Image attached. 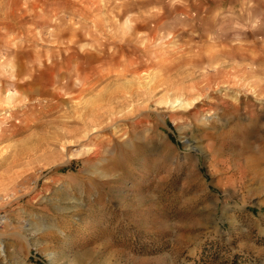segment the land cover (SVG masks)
Segmentation results:
<instances>
[{
    "label": "rangeland",
    "instance_id": "374dc122",
    "mask_svg": "<svg viewBox=\"0 0 264 264\" xmlns=\"http://www.w3.org/2000/svg\"><path fill=\"white\" fill-rule=\"evenodd\" d=\"M0 107V264H264V0H0Z\"/></svg>",
    "mask_w": 264,
    "mask_h": 264
},
{
    "label": "bare ground",
    "instance_id": "6f19581e",
    "mask_svg": "<svg viewBox=\"0 0 264 264\" xmlns=\"http://www.w3.org/2000/svg\"><path fill=\"white\" fill-rule=\"evenodd\" d=\"M82 5V4H81ZM17 6V5H16ZM86 6V5H85ZM87 7V6H86ZM88 8V7H87ZM185 8V7H184ZM198 9V8H197ZM82 10V9H81ZM83 11V10H82ZM88 11V10H87ZM87 11H86V13H87ZM2 13H3V11H2ZM8 13V12H7ZM79 13V12H78ZM4 14V13H3ZM9 14H11V13H9ZM14 14V13H13ZM10 16V15H9ZM9 16H7V17H9ZM13 16V15H12ZM6 17V16H5ZM6 17V18H7ZM13 17H15V15L13 16ZM43 17V16H42ZM86 17V16H85ZM2 18H4V17H2ZM44 18V17H43ZM46 18V17H45ZM42 20V19H41ZM47 20V19H46ZM96 20V19H95ZM18 21V20H17ZM15 22V21H14ZM20 23V22H19ZM100 23V22H99ZM160 23H162V21L160 22ZM159 23V24H160ZM15 24V23H14ZM159 24H158V26H159ZM100 25V24H99ZM19 26V25H18ZM21 26V25H20ZM16 27H17V25H16ZM60 27V26H59ZM10 29V28H9ZM19 30V29H18ZM168 30V29H167ZM125 31V30H124ZM9 32H11V30H9ZM17 32V31H16ZM31 32V31H30ZM75 32V31H74ZM166 32V31H165ZM91 33V32H90ZM89 33V35H91ZM154 33V32H153ZM8 34V33H7ZM75 36V35H74ZM15 37H17V36H14V38ZM19 37V36H18ZM129 37H131V35L129 36ZM151 38V37H150ZM71 39V38H70ZM73 39H76V37L75 38H73ZM221 39V38H220ZM15 40V39H14ZM155 40V39H154ZM216 40V39H215ZM218 40V39H217ZM143 41H145L144 39H143ZM152 41V40H151ZM140 42H141V40H140ZM26 43V42H25ZM71 43V42H70ZM19 44V43H18ZM150 44V43H149ZM25 45V44H24ZM24 45H23V48L25 49V47H24ZM69 45V44H68ZM71 45V44H70ZM117 45V44H116ZM146 45V44H145ZM148 46V45H147ZM146 46V47H147ZM151 46V45H150ZM149 46V47H150ZM69 47V46H68ZM67 47V48H68ZM135 47V46H134ZM143 47V46H142ZM27 48V47H26ZM70 48V47H69ZM137 48V47H136ZM148 48V47H147ZM162 50V49H161ZM29 51V50H28ZM71 51V50H70ZM147 51V50H146ZM150 51V50H149ZM160 51V50H159ZM127 52V51H126ZM157 52V51H156ZM24 53V52H23ZM152 53V52H151ZM226 53H228V52H226ZM9 54V53H8ZM94 54V53H93ZM156 54V53H155ZM212 54V53H211ZM10 55V54H9ZM135 55V54H134ZM157 55V54H156ZM213 55V54H212ZM151 56H152V54H151ZM157 56H159V55H157ZM26 57V56H25ZM64 57V56H63ZM134 58V57H133ZM132 58V59H133ZM9 59V58H8ZM59 59V58H58ZM121 59V58H120ZM131 59V58H130ZM132 59H131V61H132ZM23 60V59H22ZM123 60H124V58H123ZM122 60V61H123ZM137 60V59H136ZM209 60V59H208ZM36 61V60H35ZM66 61V60H65ZM107 61V60H106ZM110 61V60H109ZM146 61V60H145ZM15 62V63H14ZM14 62H11L10 63V68L11 69H16L17 70V72L15 71V73H16V75H13L14 76V78H15V80H18L19 79V77H17V76H19V75H21V67L19 66V61H18V59H15L14 60ZM26 62V61H25ZM80 62V61H79ZM138 62V61H137ZM36 63V62H35ZM131 63V62H130ZM136 63V62H135ZM134 63V64H135ZM150 64V63H149ZM4 65H6V64H4ZM27 65V64H26ZM32 65V64H31ZM45 65H48L47 63L45 64ZM80 65V64H79ZM82 65V64H81ZM115 65V64H114ZM7 66H8V64H7ZM17 66V67H16ZM3 67V66H2ZM43 67V66H42ZM46 67V66H45ZM112 67V66H111ZM146 67V66H145ZM125 68V67H124ZM10 69V70H11ZM63 69V68H62ZM140 69V68H139ZM149 69H152L151 67H149ZM224 69V68H223ZM6 70H7V68H6ZM9 70V69H8ZM9 70V71H10ZM45 70V69H44ZM110 70V69H109ZM225 70V69H224ZM47 71V70H46ZM119 71H121V70H119ZM119 71H118V73H119ZM139 71V70H138ZM143 71V70H142ZM221 71V70H220ZM30 72V71H29ZM123 72V71H122ZM134 72V71H133ZM52 73V72H51ZM128 73V72H127ZM142 74L144 73V71L143 72H141ZM230 73V72H229ZM39 74V73H38ZM109 74V73H108ZM23 75V74H22ZM97 75V74H96ZM125 75V74H124ZM123 75V76H124ZM132 75H133V73H132ZM141 75V74H140ZM140 75H138V76H140ZM95 76V75H94ZM104 76V75H103ZM118 76V75H117ZM9 77V76H8ZM27 77V76H26ZM93 77V76H92ZM147 77H149V76H147ZM164 77V76H163ZM190 77V76H189ZM6 78V77H5ZM45 78H46V76H45ZM51 78H53V76H51ZM9 79H11V78H9ZM87 79H89V78H87ZM91 79V78H90ZM212 79V78H211ZM8 80V79H7ZM24 80V79H23ZM43 80H44V78H43ZM46 80V79H45ZM176 80V79H175ZM197 80V79H196ZM212 80H214V79H212ZM52 81V80H51ZM146 81V80H145ZM210 81V80H209ZM215 81V80H214ZM231 81V80H230ZM29 82V81H28ZM28 82H24L25 84H22V83H19V82H17L16 84H18V86H23V85H27V83ZM147 82V81H146ZM189 82V81H188ZM85 83V82H84ZM175 83V82H174ZM179 83V82H178ZM211 83V82H210ZM147 84V83H146ZM182 85H184L183 83H181ZM188 84V83H187ZM187 84L185 85L186 86V88L188 87L187 86ZM39 85V84H38ZM145 85V84H144ZM143 85V86H144ZM162 85H164V84H162ZM169 85H171V84H169ZM226 85V84H225ZM92 86H94V85H92ZM165 86V85H164ZM180 86V85H179ZM146 87V86H145ZM165 87H167V85L165 86ZM181 87V86H180ZM179 87V88H180ZM28 88V87H27ZM82 88V87H81ZM155 88V87H154ZM153 88V89H154ZM173 88V87H172ZM177 88V87H176ZM212 88V87H211ZM153 89H151V90H153ZM188 89V88H187ZM25 89H22V91H24ZM178 90V89H177ZM176 90V91H177ZM181 90H183L184 91V89H181ZM17 91V90H16ZM114 91V90H113ZM182 91V92H183ZM186 91V90H185ZM187 91H189V90H187ZM198 91V90H197ZM196 91V92H197ZM201 91V90H200ZM18 92V91H17ZM37 92V91H36ZM44 92V91H43ZM52 92V91H51ZM54 93H53V97H58L59 98V93H57V92H55V91H53ZM116 92V91H115ZM212 92V91H211ZM254 92V91H253ZM150 93V92H149ZM188 93V92H187ZM199 93V92H198ZM23 94V93H22ZM26 94V93H25ZM179 94V93H178ZM181 94V93H180ZM183 94V93H182ZM27 95V94H26ZM37 95H38V93H37ZM28 96V95H27ZM196 96V95H195ZM64 97V96H63ZM189 96H187L186 98H188ZM211 97V96H210ZM47 98V97H46ZM127 98V97H126ZM21 99H22V97H21ZM129 99V98H128ZM202 99V98H201ZM28 100V99H27ZM26 100V101H27ZM51 100V99H50ZM199 100H200V96H197V98H193V100L191 99L190 101H189V99L188 100H186L185 98L183 99V98H180L178 95L172 100V101H168V102H170V106L172 107V109H174L173 111H180V110H183L186 106H191L193 103H199ZM21 101V100H20ZM25 101V102H26ZM78 101V100H77ZM126 101V100H125ZM128 101V100H127ZM130 101V100H129ZM19 102V101H18ZM17 102V103H18ZM22 102H23V100H22ZM28 102V101H27ZM119 102V101H118ZM202 102V101H201ZM212 102V101H211ZM13 103V102H12ZM11 103V104H12ZM21 103V102H20ZM20 103H18L19 105H20ZM115 103H117V102H115ZM120 103V102H119ZM123 103V102H122ZM124 103H126V102H124ZM203 103V102H202ZM121 104V103H120ZM127 104V103H126ZM218 104H220V103H218ZM226 104V103H225ZM253 104V103H252ZM100 105H101V103H100ZM122 105V104H121ZM196 105V104H195ZM214 105H216V104H214ZM10 106V105H9ZM12 106V105H11ZM126 106V105H125ZM15 107V106H14ZM13 107V108H14ZM22 107H23V105H22ZM124 107V106H123ZM192 107V106H191ZM198 107V106H197ZM1 108V107H0ZM17 108V107H16ZM32 108V107H31ZM125 108V107H124ZM123 108V109H124ZM4 109V108H3ZM2 109V110H3ZM41 109V108H40ZM242 109V108H241ZM253 109V108H252ZM112 110V109H111ZM237 110V109H236ZM245 110V109H244ZM120 111V110H119ZM122 111V110H121ZM148 111V110H147ZM196 111V110H195ZM234 111V110H233ZM27 112V111H26ZM43 112V111H42ZM211 112V111H210ZM213 112V111H212ZM219 112V111H218ZM237 112V111H236ZM35 113V112H34ZM107 113V112H106ZM140 113V112H139ZM193 113V112H192ZM45 114V113H44ZM96 114V113H95ZM99 114V113H98ZM97 114V115H98ZM109 114V113H108ZM107 114V115H108ZM123 114V113H122ZM188 114V113H187ZM121 115V114H120ZM185 115V114H184ZM21 116H22V113H21ZM112 116H114V115H112ZM122 117H123V115H121ZM107 117V116H106ZM143 117V116H142ZM186 117V116H185ZM117 118V117H116ZM129 118V117H128ZM197 118V117H196ZM108 119V118H107ZM119 119V118H118ZM144 119V118H143ZM9 120V119H8ZM110 120H111V118H110ZM195 120V119H194ZM112 121V120H111ZM6 123V122H5ZM8 123V122H7ZM6 123V124H7ZM35 123H37V122H35ZM88 123V122H87ZM92 123H93V121H92ZM99 123V122H98ZM184 123V122H183ZM188 123V122H187ZM10 124V123H9ZM31 124V123H30ZM29 124V125H30ZM106 124V123H105ZM182 124V123H181ZM186 124V123H185ZM87 125V124H86ZM85 125V126H86ZM96 125V124H95ZM98 125V124H97ZM114 125V124H113ZM184 125V124H183ZM194 125V124H193ZM38 126V125H37ZM89 126V125H88ZM102 126V125H101ZM189 126V125H188ZM187 125H186V128L188 127ZM191 127V126H190ZM91 129H92V124H91V127H90ZM88 129H89V127H88ZM188 129V128H187ZM93 130V129H92ZM100 130V129H99ZM98 130V131H99ZM131 130V129H130ZM85 135V134H84ZM83 135V136H84ZM64 136V135H63ZM83 136H81V137H83ZM90 138V137H89ZM80 139V138H79ZM99 141V140H98ZM105 148V147H104ZM98 149V148H97ZM103 149V148H102ZM99 151V150H98ZM85 152H86V150H85ZM3 190V189H2Z\"/></svg>",
    "mask_w": 264,
    "mask_h": 264
}]
</instances>
